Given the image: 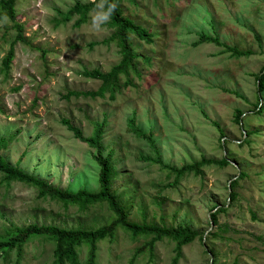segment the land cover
I'll return each mask as SVG.
<instances>
[{"label":"rangeland","instance_id":"374dc122","mask_svg":"<svg viewBox=\"0 0 264 264\" xmlns=\"http://www.w3.org/2000/svg\"><path fill=\"white\" fill-rule=\"evenodd\" d=\"M75 1L17 0V20L25 25L30 45L17 43L9 74L1 61L16 31L8 20L0 23V141L7 143H0V154L62 189L95 192L96 151L76 139L62 120H70L86 137L93 135L95 122H104L105 154L113 149L116 166L112 189L128 205L130 221L217 235L185 246L178 264H264V94L262 112L253 113L256 75L264 68V0H126L125 15L154 36L152 44L132 37L137 52L152 58L151 65L138 59L140 74L113 99L111 92L104 98L65 99L70 91L99 89L100 81L84 77V69L107 71L120 60L115 44H102L112 33L107 22L93 27V17L104 11L102 1L80 28L72 26L76 18L55 27L57 9L66 12ZM202 36L252 54L231 57L211 42L194 45ZM237 109L244 112L241 124L235 123ZM132 117L153 135L165 164L179 168L202 157H224L229 165L206 166L202 175L176 182L173 172L140 158L153 161L156 150L128 130ZM241 171L246 176L231 202L230 182ZM37 196L29 185L0 183V233L9 225L33 223L89 230L113 217L105 203L81 210ZM214 206L227 208L217 225L210 219ZM145 241L120 229L114 239L98 243L96 264H131ZM53 249L52 241L35 238L25 246L20 264H53ZM174 249L172 241L158 242L153 253L145 250L132 264H173ZM16 258L15 251L7 257L0 252V264H14ZM86 259L83 246L80 264Z\"/></svg>","mask_w":264,"mask_h":264},{"label":"trees","instance_id":"16d2710c","mask_svg":"<svg viewBox=\"0 0 264 264\" xmlns=\"http://www.w3.org/2000/svg\"><path fill=\"white\" fill-rule=\"evenodd\" d=\"M100 1L103 2L104 11L107 10L108 4L114 3L117 6L110 20L106 23V25L112 29V33L103 41L104 43L102 44H115L119 49L120 60L107 71H102L99 68L92 70L84 69L82 72L84 77L100 81L101 85L99 89L96 91H70L65 96V99H69L70 97H84L92 99L104 98L106 92H111V98L113 99L116 92L122 91L124 87L132 84L131 78L134 74H140L138 59L147 65H151L152 63V58L146 57L140 52H137L134 47L132 37H137L148 44H152L154 42V36L145 27L136 23L131 16L125 15L123 4L126 0H94L88 3L76 0L66 12L57 9L60 18L55 17V27L58 28L60 25H65L68 22H71L74 18H76L75 23L72 25L74 28H80L82 25L87 24L90 12L97 8ZM129 1L133 3L135 2V0ZM16 5L17 0H0V23L8 20L12 24L13 29L16 31V36L11 44L10 51H8L2 58L1 62L2 71L6 74H8L12 68V64L15 59V44L17 42H21L27 44V46L30 45V42L24 38L26 30L25 25L23 23H19L17 20ZM209 42L214 43L217 46L224 47L225 50L222 52L230 53L231 57L236 56L240 58L243 56H250L252 54L251 51L243 52L237 50L236 48L226 46L216 37L202 36L199 38L198 42L194 43V45ZM94 44L98 45V43H92L90 46H93ZM123 78L125 81H123ZM256 81L258 84V101L254 104L253 113H260L263 109L261 104V95L264 94V68H262L260 73L256 75ZM234 94L239 96L238 93ZM240 97L241 96H239V98ZM243 114V111L237 109L235 113L236 124H241ZM214 124L218 127L217 123L214 122ZM62 125L72 132L76 139L87 144L90 148L96 151L95 159L100 166L98 191L92 192L83 189L72 191L70 189H62L35 176L36 174L25 172L18 166L11 165L3 158L2 155H0V174L3 177L0 183L7 186H10L13 182L29 185L37 190V198H50L63 204L65 207L74 206L79 207L81 210H86L91 206L105 203L113 213V217L110 222L89 230L82 228H62L54 225L40 226L35 223L23 227L9 225L5 229L4 233H0V252L4 257H7L11 252L15 251L17 258L14 264H20L25 246L35 238H46L52 241L54 245L53 264H80L79 252L83 246H86L87 248V259L85 264H96V251L98 243L107 239H114L118 230L121 229L128 232L133 239L140 237L146 239L144 245L135 251L131 264L134 259L145 250H148L150 254L153 253L155 244L164 240H169L175 243V257L173 259V264H178L179 260L182 258L183 248L185 246L194 243L197 239H200V241L204 243L206 238L208 239L209 236L217 237L215 233H209L205 237L189 226H159L146 221L142 223L130 221L128 205L123 204L121 197L112 189L116 174V166L114 162L113 149L111 148L105 154L103 144L106 127L105 123L95 122L93 135L89 137L84 136L82 130L74 126L68 119H63ZM128 130L139 138L147 139L156 150L155 160L151 161L150 157L145 156L140 158L148 162L159 164L164 169L173 172L177 177L176 182H178L179 178L186 175H202L203 167L206 166L229 165V162L224 157L221 160L202 157L199 161L184 164L179 168L165 164L156 148L153 135L151 133L147 134L143 128H139L136 125L134 117L128 120ZM0 143L6 144L5 140H1ZM103 154H105V156ZM245 176V173L241 171L239 177L230 182L229 199L231 202H234L237 198L236 187L238 181ZM225 206H214L212 208L210 219L215 225L218 224V215L221 212L226 211L227 208ZM209 252L213 253L211 250ZM211 264H216L215 260Z\"/></svg>","mask_w":264,"mask_h":264},{"label":"clouds","instance_id":"9594fccd","mask_svg":"<svg viewBox=\"0 0 264 264\" xmlns=\"http://www.w3.org/2000/svg\"><path fill=\"white\" fill-rule=\"evenodd\" d=\"M99 7H101V8H103V4H101ZM116 4H114V3H112V4H108V6H107V10L106 11H100V12H98L97 14H96V16H94L93 17V27L94 28H97V29H99V27H100V24L102 23V22H107V21H109L110 20V18H111V16H112V14L114 13V11L116 10ZM14 41V40H13ZM12 41V42H13ZM17 43H19V42H17ZM17 43L15 44V58H16V45H17ZM10 47H11V45H10ZM10 47H9V50L8 51H10ZM7 54V53H6ZM15 60V59H14ZM2 62V61H1ZM14 62V61H13ZM13 65V64H12ZM10 71H11V69H10ZM9 71V72H10ZM9 72H8V74H9ZM2 110V109H1ZM6 142V141H5ZM7 144V143H6ZM1 155V154H0Z\"/></svg>","mask_w":264,"mask_h":264}]
</instances>
